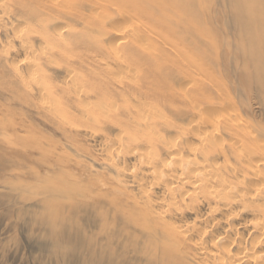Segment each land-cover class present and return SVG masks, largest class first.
Instances as JSON below:
<instances>
[{
  "label": "bare ground",
  "instance_id": "obj_1",
  "mask_svg": "<svg viewBox=\"0 0 264 264\" xmlns=\"http://www.w3.org/2000/svg\"><path fill=\"white\" fill-rule=\"evenodd\" d=\"M86 6L0 0L1 84L12 80L60 123L79 120L76 134L113 174L79 188L91 199L79 204V222H90L79 225L81 248L97 264H264V126L237 111L252 89L264 109V0ZM226 8L236 23L231 36L218 30ZM79 19L101 27L91 29L99 41L110 36L116 66L104 65L107 75H73ZM143 27L172 40L183 61L162 65L149 48L143 55ZM54 76L56 86L48 83ZM56 96L66 100L59 111L43 101ZM71 227L65 223L63 237Z\"/></svg>",
  "mask_w": 264,
  "mask_h": 264
},
{
  "label": "rangeland",
  "instance_id": "obj_2",
  "mask_svg": "<svg viewBox=\"0 0 264 264\" xmlns=\"http://www.w3.org/2000/svg\"><path fill=\"white\" fill-rule=\"evenodd\" d=\"M227 1L214 0V3L218 6ZM81 5H88V0H79ZM85 8V13L90 14L91 8ZM230 13L226 8V22L218 30L221 28L233 35L236 23ZM111 15L115 17L113 11ZM90 23V20L79 19V37L83 45L79 47V63L71 68L79 79H88L95 71V75H107L116 66L114 55L108 54L107 46L112 43L110 36L103 35L99 41L91 29L98 32L101 27ZM142 30L144 45H147V48L140 47L143 55L151 54L152 50L158 60L163 58L159 60L162 65H170L172 60L183 61L178 57L180 49L172 40L157 30L149 31L144 27ZM132 33L131 28L126 35L131 37ZM128 44L136 46L137 43L131 39ZM235 62L234 68L238 66ZM106 64L111 66L109 70L104 66ZM54 77L48 82L54 83L52 86L58 85V79ZM253 90L246 100V107L237 111L251 125L264 126V109L257 104ZM98 99L103 104L109 100ZM43 101L53 111H59L66 103L58 96ZM85 103L87 110L93 109L92 100ZM46 111L37 98L26 97L14 88L12 80L7 85L0 82V264H97L94 253L79 244V225L90 223L79 222V204H91L89 196L79 188L88 179L99 183L110 181L113 174L99 153L76 134L79 120H68L64 125ZM65 223L72 227L63 237Z\"/></svg>",
  "mask_w": 264,
  "mask_h": 264
}]
</instances>
